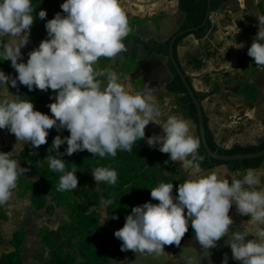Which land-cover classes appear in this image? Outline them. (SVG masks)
I'll list each match as a JSON object with an SVG mask.
<instances>
[{
  "label": "clouds",
  "instance_id": "clouds-1",
  "mask_svg": "<svg viewBox=\"0 0 264 264\" xmlns=\"http://www.w3.org/2000/svg\"><path fill=\"white\" fill-rule=\"evenodd\" d=\"M52 19L47 20V38L22 60L21 49L29 42L34 23L32 0H0V61L8 60L17 75L11 77L0 70V129H7L16 138L13 151H0V207L11 210L17 206L13 199L18 178L27 169L21 167L18 149L25 144L38 148L47 143L49 130L70 134L56 135L49 155V169L60 173L57 191L67 192L78 187V169L66 171L61 145L67 144L65 154L87 150L93 156L115 158L117 150L131 152L138 141L146 140L151 148L180 162L185 170L195 169L187 180L179 184L161 182L151 188V201L132 207L123 227L115 237L121 251H132L138 257L160 258L165 246H180L189 224L203 252L217 246L228 237L232 258L241 264H264V187L254 169L224 178L216 171L199 174L204 157L199 155L200 141L192 135L188 122L170 115L161 123V111L153 90L145 86L132 91L114 71L98 69L101 57L112 60L126 51L123 43L131 32L128 16L120 0H64ZM258 32L247 54L257 66L264 67V15L256 13ZM40 19L47 12L41 9ZM238 28V32H239ZM236 48L243 47L235 43ZM30 91L51 89L55 99L48 104L51 115L35 109L29 99L9 91L18 82ZM154 123L162 127V134L146 136V126ZM55 151L56 155H52ZM91 174L96 184L115 185L117 172L108 167H96ZM113 203L102 199L101 207ZM235 205L252 229L234 230L230 209ZM106 218V217H105ZM113 219L118 216L112 215ZM251 236L252 239H246ZM225 254L223 264H227ZM186 264H197L195 256H188Z\"/></svg>",
  "mask_w": 264,
  "mask_h": 264
},
{
  "label": "trees",
  "instance_id": "trees-1",
  "mask_svg": "<svg viewBox=\"0 0 264 264\" xmlns=\"http://www.w3.org/2000/svg\"><path fill=\"white\" fill-rule=\"evenodd\" d=\"M45 1L46 4H41L37 0H32L36 9L34 12V23L30 32L33 33V38L38 46L43 39L47 38V32L45 29L47 20L52 19L57 12L63 14L60 5L64 0ZM226 1L227 0H218L215 3H209V0H180V8L188 14V20L192 26H199L205 21L209 10L215 11L219 9V7ZM41 9H44L47 12V16L43 20L38 16ZM211 27L212 22L208 19L204 28H201V32H192V34L198 39H201L207 34L206 29L209 31ZM187 35H189V33L185 34L184 37ZM129 38L131 37L127 36L124 40H128ZM176 47L177 44H175L174 55L179 65L183 67ZM133 58L134 57L129 58L127 61L132 62ZM23 59L24 62H26L28 56H24ZM0 70H3L11 77L17 75L16 70L11 66V62L8 60L0 61ZM187 80L195 91L189 75L187 76ZM17 83L18 87L16 88L11 87L9 84V88L14 94L19 95L23 99H29L34 104L36 110L51 115L48 104L55 99V93L51 89L43 92L38 89L30 91L26 86L19 84V81ZM166 88L170 92L182 94V96L178 98L179 107L196 123L199 137L197 110L180 77L176 75L175 79L168 83ZM214 92L215 90L208 93L195 91L202 100ZM243 92L247 93L254 101L258 98V90L251 83L243 84ZM204 123L207 143L213 151H218L219 154L229 155L255 152L264 149V140L259 145L251 146L235 144L229 149L223 148L215 141V136L209 127V117L205 112ZM145 132L146 136H151L148 131L145 130ZM58 134L61 135V137H64L68 136L70 133L66 129H62L59 133L55 128L49 130L47 143L40 146L41 150L46 152L47 156L49 155V149L52 146L53 139ZM66 147V143L61 145L59 152L62 155H58L57 158L64 160L66 171H70L72 167L78 169L76 172L78 177V187L75 189L67 192L57 191L61 174L51 171L47 160L40 161L36 168L38 180H24L22 177L18 178V183L23 182V186L30 192L31 202L36 209L52 211L55 206L48 202V196L51 194H54L53 198L56 200L61 199L62 197L71 196L74 200L73 206L77 215L81 216L84 222L91 223L95 211H91L90 207L99 206L102 199H111L113 203L107 205L108 214L110 216H118L119 225L123 227L125 217L130 214L132 207L142 205L148 201L158 203V201L151 199V188L158 186L161 182L173 183V194L175 195L179 184L187 180V176L181 171L177 162L173 163L169 159V155L161 153L158 147H149L146 140L138 141L131 152L117 150L115 158L110 156L100 158L98 156H93L87 150L79 151L68 156L65 154ZM198 151L199 155L204 157V160L199 162L200 167L204 170L213 169L215 166L222 165H228L231 171L240 170L241 167L245 170L250 168L256 169L259 168L264 161V157L245 159L242 161H218L208 157L201 142ZM52 155H56V152L53 151ZM96 167H108L114 169L117 172L116 184L109 185L106 182L96 184V181L91 174L92 169ZM6 217L7 215L0 208V220H4ZM194 235L195 233L192 231L191 225L189 224L188 232L184 237H192ZM42 236L46 244L52 249L51 256L46 264H76V258L62 248V245L55 240L50 230H45ZM24 240L25 230L23 228L17 229L11 238V242L17 247L14 250L1 254L0 264H23L19 246L23 244ZM2 244L3 237L0 234V247ZM120 258L121 251L118 244L116 241L108 239L104 242L101 248H94L93 257L91 258L93 259V262H91V264H111L110 262L112 259L118 260ZM87 261L88 260H86V262Z\"/></svg>",
  "mask_w": 264,
  "mask_h": 264
},
{
  "label": "rangeland",
  "instance_id": "rangeland-1",
  "mask_svg": "<svg viewBox=\"0 0 264 264\" xmlns=\"http://www.w3.org/2000/svg\"><path fill=\"white\" fill-rule=\"evenodd\" d=\"M136 1L137 0H120L121 6L128 16L129 26L131 28L128 37L133 36L134 24L145 14L143 9L144 6L136 4ZM138 1L150 2V0ZM247 2L250 4L252 13L255 14V12L259 11V8L254 6L252 0H248ZM164 3H166V1L163 2V5ZM238 3V0H227L223 6L224 10L221 11V13L229 10H237ZM261 3L264 7V0H261ZM262 5L260 6L261 8ZM160 6L155 5L156 8H160ZM165 6L166 5H164V7ZM149 9V11H151L150 14L157 11L154 7H150ZM166 10L168 11V8ZM254 14L248 17V22L255 20L258 22ZM25 48L29 50L27 45L22 49L26 51ZM22 60L24 61V59ZM95 67L106 71L117 72L122 82L132 91H142L145 86L150 87L153 90V94L156 97L157 104L161 111V116L159 117L161 123L165 122L170 115L185 119L181 110L176 107L173 101L175 96L168 92L163 85L159 88L153 87L146 84L142 78L135 76L137 64L134 61H118L115 64H110L109 59L101 57ZM9 91L14 93L10 88ZM146 131H148L151 136L154 134H162V127L154 123H149L146 126ZM195 137L198 138V135L196 134ZM2 139L3 146L0 148V151H13L14 145L16 144L15 136L9 133L7 129H2ZM46 157V152L42 151L40 146L38 148H33L30 144H25L23 148H19L16 158L19 160L21 167L27 169L20 177L24 178V180H38L36 168L40 161L47 160ZM23 185V182L17 183V189L13 197L17 202L16 207L11 210L0 207L7 215L6 219L0 220V234L3 237L0 255L14 250L17 247L11 242V238L13 233L19 228L25 230V240L23 244L19 246L23 264H46L49 260L52 249L43 240L42 235L45 230H50L55 240L62 245V248L76 258V264H84L86 260L88 261L85 264H91V262H93L91 258L93 257L94 248H101L106 240L120 241L115 237L114 233L122 226L119 225V219H113L112 216L108 214L107 206L103 208L101 205L91 206L90 210L95 211V215L93 221L88 223L84 222L83 218L77 215L73 206L74 200L71 196L56 200L53 198L54 194H51L48 196V202L55 206L54 209L52 211L36 209L31 202L30 192ZM121 258L118 260L112 259L110 263L120 264Z\"/></svg>",
  "mask_w": 264,
  "mask_h": 264
},
{
  "label": "crops",
  "instance_id": "crops-1",
  "mask_svg": "<svg viewBox=\"0 0 264 264\" xmlns=\"http://www.w3.org/2000/svg\"><path fill=\"white\" fill-rule=\"evenodd\" d=\"M238 1L237 10L221 13L224 10L225 3H223L219 9L211 13L212 27L206 35L198 39L194 34H189L178 48L180 62L192 79L195 90L201 93L215 90L203 99L202 105L205 114L209 117V127L215 136V141L226 149L235 144L248 145L252 141L260 144L264 140V126L254 117L258 104L263 100L264 67L257 66L254 58L247 54L249 48L247 27L250 23L247 19L254 13L248 0ZM174 6L172 2L167 7L173 9ZM259 11L254 14L256 19V13L264 15L263 5L262 8L259 6ZM235 43H242L243 47L236 48L233 46ZM27 47L30 51L38 47L32 32ZM29 50H21L22 59L28 56ZM244 83H251L256 87L258 90L256 101L243 92ZM184 120L190 125L192 135H198L196 123L189 118ZM177 163L187 179L196 171L194 168L185 170L180 162ZM200 169L201 175L216 171L229 180L235 176L226 165L211 170H204L201 167ZM254 170L260 175L262 182L264 161ZM244 174L245 170L236 178H242ZM235 209L233 205L231 210ZM243 218L246 221L250 219L248 216Z\"/></svg>",
  "mask_w": 264,
  "mask_h": 264
},
{
  "label": "water",
  "instance_id": "water-1",
  "mask_svg": "<svg viewBox=\"0 0 264 264\" xmlns=\"http://www.w3.org/2000/svg\"><path fill=\"white\" fill-rule=\"evenodd\" d=\"M161 0H151L150 2L144 3L145 6L153 5L157 2H160ZM139 3V2H136ZM210 3V0H209ZM216 11V10H215ZM213 11H208L206 19L211 15ZM186 13L182 10H179L178 12L172 13L170 16L164 17L157 22L147 21L143 24H137L134 27L135 32L138 34V36L143 40H151L155 39L158 42H161L171 36L174 29L176 30L180 23L185 18ZM159 26V28H158ZM194 29L187 30L185 33L192 34L191 31ZM207 33L208 29H206ZM176 38V37H175ZM174 38V39H175ZM174 39L171 42L170 46V55L169 57L165 55H153L147 59L140 58L139 59V67L135 73L136 77L143 76L145 80H151L154 81L155 84L153 87L159 88L161 84H166L167 82L171 81L173 77V73L169 69V66L167 65V60L170 59L176 73L179 75L182 83L184 84L187 93L189 94L192 103L194 104L196 110H197V117H198V129H199V137L200 142L202 143V146L207 153L209 158H213L218 161H242L245 159H254L259 157H264V149L258 150L255 152H247V153H236V154H219L218 151H213L206 140V133H205V123H204V107L202 105V99L200 96H198L195 91L192 89L191 85L189 84L187 80L188 74L183 71L182 67L179 65L178 61L176 60L174 53H173V47L172 44L174 42ZM126 45V51L119 54L118 57L109 60L110 64H115L118 61L124 62L126 58L132 53L133 51V42L131 41H124L123 42ZM262 102H260L257 106V110L254 113V117L264 126V88L262 90ZM0 140H1V146H3V139H2V129H0ZM248 145H259L255 142H249ZM228 167V165H226ZM219 166H215L213 169L218 168ZM229 168V167H228ZM211 170V169H209ZM245 169L241 167L240 170H236L234 174L241 173ZM240 214L237 213V217L235 218V222H238V216ZM121 241H117L118 246H120L121 250ZM124 259L128 260L131 264H176L168 259L164 258H153L151 256L149 257H136L135 259H131V255L128 253V251H121ZM184 259L187 261L188 256H192L194 252L192 250H189L187 248H184L182 250Z\"/></svg>",
  "mask_w": 264,
  "mask_h": 264
},
{
  "label": "flooded vegetation",
  "instance_id": "flooded-vegetation-1",
  "mask_svg": "<svg viewBox=\"0 0 264 264\" xmlns=\"http://www.w3.org/2000/svg\"><path fill=\"white\" fill-rule=\"evenodd\" d=\"M164 1H166V3H164V5H166L165 7L163 5ZM216 1H218V0H212V2L210 0V3H213V2L215 3ZM136 2H139V3H136ZM136 2H135L136 4H140L141 6H144L143 9L145 11V14H144V16H141L142 18H139L138 21L134 24L133 30H134L135 25H137V24H143L147 21L157 22L158 20H160L164 17L170 16L172 13H175V12H178L179 10H182L180 8V0H161L160 2H157L153 5H148V6L144 5V3H146V2H140L138 0ZM172 2L175 4L174 8L168 9V11H167L166 10L168 8L167 6ZM156 4L158 6H160V4H161L160 8H154V9H157V11L150 14L151 11H149L150 10L149 8L150 7L153 8ZM255 6L257 8H259V6H261V1H260L259 5H255ZM208 19H210V16L208 17ZM208 19H205V21L199 26H192V24H190V21L188 20V14L186 13L185 18L180 23L179 27L176 30L174 29L173 33L171 34V36L169 38H167L161 42H158L155 39L143 40L138 36V34L134 30L133 36L131 38H129L128 40H124V41H131V42H133V45H134L132 53L126 58V60L124 62H127V60L129 58L134 57L133 61L137 64V69H138L140 58L147 59L153 55H161V54L169 57L171 42L175 37L176 38L174 39V42L172 44L173 53H174L175 44H177L176 49L178 52V48L183 43V39L186 37V36L184 37V35L187 34V33H185V31L194 29L193 31H191V33L192 32H194V33L195 32H201V28H204ZM252 22H257V20L252 21ZM248 27H247V37H248ZM158 28H159V26H158ZM167 65L169 66V69L173 73V77H172L171 81L167 82L166 84H161L165 88H166L167 84L172 82L175 79L176 75H178L176 73L170 59L167 60ZM182 69L184 72L187 73L186 68L184 66L182 67ZM140 78H142L143 81L148 85L153 86L155 84L154 81L145 80L143 76H140ZM166 90H167V88H166ZM168 92H170V91H168ZM170 93H172L175 96L173 101H174L176 107L179 110H181V112L185 118H189L184 113V111L179 107V104H178V98L181 97L182 94H176L173 92H170ZM189 119H191V118H189ZM232 172L234 173L235 171H232ZM260 187H264V180L261 182ZM237 213L238 212L236 211V209L235 210L230 209L229 214H230V216L233 217V220H234V227L230 226V232L234 231V230H243V228L252 229V225L249 224L246 221V219L243 218V216H241V215L238 216V222L237 223L235 222V218L237 217ZM246 239H252V237L248 236V237H246ZM227 241H228L227 236L222 238L220 241L217 242V246L215 248H212L209 250V255L206 256V254L200 248V245H199L198 241L196 240L195 235L192 237H183L179 247H177L175 245H172V246L166 245L165 249H164L165 255L162 256L161 258L168 259V260H170L176 264H186V260L184 259V255H183L182 250L184 248H187V249L192 250L194 252V254H192V256H195L197 258V264H223L225 254H227V257H228L227 264H241V262L232 258L231 248L228 245ZM118 247L120 249V246H118ZM128 253L131 255L130 256L131 259H135L137 257V255H135L130 250L128 251ZM121 257L122 258L120 260V264H131L128 262V260L124 259L122 252H121Z\"/></svg>",
  "mask_w": 264,
  "mask_h": 264
},
{
  "label": "built area",
  "instance_id": "built-area-1",
  "mask_svg": "<svg viewBox=\"0 0 264 264\" xmlns=\"http://www.w3.org/2000/svg\"><path fill=\"white\" fill-rule=\"evenodd\" d=\"M41 4H46L45 0H37ZM261 0H252V2L255 5H259ZM258 32V23L257 22H251L248 27V42H249V47L252 43V40L256 33Z\"/></svg>",
  "mask_w": 264,
  "mask_h": 264
},
{
  "label": "bare ground",
  "instance_id": "bare-ground-1",
  "mask_svg": "<svg viewBox=\"0 0 264 264\" xmlns=\"http://www.w3.org/2000/svg\"><path fill=\"white\" fill-rule=\"evenodd\" d=\"M157 7V6H156ZM155 6H154V8H156Z\"/></svg>",
  "mask_w": 264,
  "mask_h": 264
}]
</instances>
